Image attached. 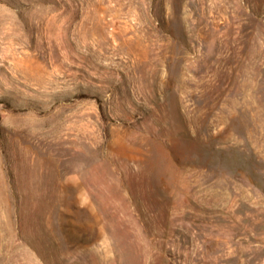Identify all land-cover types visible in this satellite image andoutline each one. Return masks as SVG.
Returning a JSON list of instances; mask_svg holds the SVG:
<instances>
[{
  "label": "rangeland",
  "instance_id": "rangeland-1",
  "mask_svg": "<svg viewBox=\"0 0 264 264\" xmlns=\"http://www.w3.org/2000/svg\"><path fill=\"white\" fill-rule=\"evenodd\" d=\"M0 264H264V0H0Z\"/></svg>",
  "mask_w": 264,
  "mask_h": 264
}]
</instances>
